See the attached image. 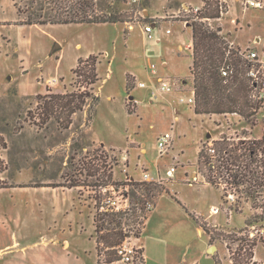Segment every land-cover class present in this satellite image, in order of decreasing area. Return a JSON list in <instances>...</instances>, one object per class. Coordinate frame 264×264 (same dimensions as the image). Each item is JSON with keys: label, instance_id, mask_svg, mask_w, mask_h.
<instances>
[{"label": "rangeland", "instance_id": "rangeland-1", "mask_svg": "<svg viewBox=\"0 0 264 264\" xmlns=\"http://www.w3.org/2000/svg\"><path fill=\"white\" fill-rule=\"evenodd\" d=\"M57 1L0 0V20L15 19L16 22L42 11L49 14L59 10L60 3L75 2ZM226 1L228 12L224 20L212 24L223 27L226 39L235 41L233 47L242 52L255 50L258 60L264 61V9L244 10L241 2ZM183 3L185 6L182 7ZM199 3V0H172V3L139 0L138 5H134L131 0H98L96 9L118 11L131 22L22 27L16 26L15 22L0 24V241H8L10 231H15L18 240L30 246L35 244L28 252L31 261L36 248L46 247L53 240H58L61 246L66 240L71 245L70 250L87 253V264H96L95 240L109 229L103 223L101 232H95V220L98 226L101 224L95 216L99 198L110 195L103 188L127 186L129 195L131 187L125 185V181L135 170L136 177L146 171L150 177L159 175L169 181L171 178L166 175V170L175 166L169 192H164L158 199L147 223L143 239L150 260L143 261V264H155L156 260L159 264L165 261L170 264H214L209 255L207 235L198 230L179 203H185L194 214L203 213L210 203L217 202L218 193L209 187L199 193L183 183L185 168L180 163L191 166L185 169L189 173L198 171L200 166L195 164L197 148H205L208 143L214 145L213 137H220V132L228 134L224 135L233 139L229 142L235 146L253 140L254 135L263 130L264 103L253 118L256 122L253 127L232 116H195L191 105L179 102L180 96L188 99L191 90V56L187 48L190 30L183 28L180 20H190L192 10L201 9V6L196 7ZM173 7L178 12L168 13L167 8ZM135 9H147L151 19L144 21L143 12L136 21L131 16ZM159 17L162 18L157 19ZM151 22L157 24L152 32L153 38H147L143 35L142 25ZM166 29H170V35L166 34ZM179 45L183 49L180 50ZM88 56L96 59L98 81L92 86V93L100 97L92 113L93 120L87 125L91 112L86 106L72 115L67 129L54 118L40 121L37 118L40 113L36 109L37 95L47 96V87L52 93L76 91L78 83L73 70L78 58ZM163 61L167 63L166 67H163ZM144 63L154 64L160 75L176 81L175 92L182 94H172L166 97V101L161 98L163 94L154 97L150 94L149 97L146 89L136 88L133 92L137 87L136 79L137 82L148 81ZM86 92L89 91L86 89ZM150 98L157 100L149 103ZM175 110L179 112L176 115L178 121L174 119ZM245 125L249 127L246 132L241 129ZM225 129L228 131L224 132ZM166 132H172L173 143L160 157L157 141ZM243 137L249 139L244 141ZM93 138L121 149L125 154L100 148L99 145L104 144ZM141 149L145 153H141ZM181 151L183 155H180ZM124 155L129 160H124ZM105 183L108 185L103 187ZM72 184L78 187L69 188ZM162 187L165 189L164 185ZM226 189L233 196L222 203L223 208L228 213L231 204L238 211L241 208L237 213L231 211L236 213L232 225L240 228L231 233L243 231L246 220L258 213L251 208L250 202L245 201V194L239 189L238 193L228 186ZM260 194L264 196V191ZM156 199L152 200L154 204ZM140 205L139 201L131 203L132 213L121 218V226L131 231L135 229ZM261 224L264 229V221ZM245 236L236 238L246 249L242 253L239 247V257H233L234 263L263 264L264 239L254 240L255 247L259 245L257 262H254L250 259V242ZM214 243L224 245L222 240ZM217 253L223 264H230L225 247L218 246Z\"/></svg>", "mask_w": 264, "mask_h": 264}, {"label": "trees", "instance_id": "trees-1", "mask_svg": "<svg viewBox=\"0 0 264 264\" xmlns=\"http://www.w3.org/2000/svg\"><path fill=\"white\" fill-rule=\"evenodd\" d=\"M97 1L98 0H75V2L68 1L61 4L58 0L57 2L61 5L59 10L51 11L49 14H44L42 11V13L34 14L35 17L33 14L30 16L28 15L26 19L18 20L15 25H98L124 24L131 22L130 19L128 20L126 16L118 11H113L111 9L105 12L96 9L95 7L97 5L95 3ZM201 1L203 6L197 14L193 15L190 20L183 18L180 20L181 22H187L192 32V64L189 68V73L192 79L194 92L193 111L196 115H237L244 122L255 127L256 122L253 118L264 103V98L257 99L253 97L256 87L247 76L248 69L252 65V62L244 59L242 55H240L241 51L239 48L233 46L230 48L228 46L229 41L226 39L227 36L222 34V28L220 26L214 27L212 24L214 21L220 20L227 14V6H225L221 0ZM17 12L20 15L18 9ZM144 21H147V18H145ZM222 69L228 71L227 77L222 76ZM73 73L77 78L75 82L78 83L76 91L65 94L52 93L47 87V96H41V94L37 95L36 109L40 111V113H37V118H39L40 121L46 122L54 118L61 127L67 129L71 124L72 115L82 111L86 106H88V111L91 112V115H88L87 125L93 120L92 113L100 101V97L92 93V86L98 81L95 57L88 56L85 59L79 58ZM80 80L81 82H79ZM86 89L89 92H86ZM239 145L240 146H235L225 138H223L222 141L214 142V146L219 153L226 152L227 154L226 162L228 163H224L227 170H229L228 165L233 164V162L239 160L241 157V155H236L237 149L240 148L245 150L246 155H244L246 159H249V165L242 171L232 172L230 177L234 187L238 188L242 186V189L239 191L246 195L245 201L248 202V197H253L252 194L256 192L257 189L260 187L264 189V128L261 139L249 140L247 143L241 142ZM197 163L201 168L208 163L203 149L198 152ZM208 180L211 181L210 178H208ZM213 183L214 182H212V184ZM107 185L108 184L105 183L103 187ZM125 185L131 187L129 193L130 204L133 201L141 202V205L138 206V210L141 212L145 210L144 204L147 200L152 201L153 198H157V196L165 192L162 186L135 181L132 178L126 179ZM75 187L78 186L76 184L69 186V188ZM115 188H118V186ZM223 197L224 195L221 196V199L223 203H226ZM100 200L99 198L98 204H100ZM251 203L253 208L259 207L254 198ZM98 204L96 202V207ZM262 207H264V205H262ZM183 209L193 222L209 236L211 244L217 240L224 239L235 241L234 235L218 232L214 227L210 226L202 216L189 213L185 207H183ZM229 209L236 213L238 211L233 204L229 206ZM98 210L99 208H96L95 216L99 218L101 224L98 226L97 220H95V232H101L100 228L103 226V223H106L109 229H106L105 232L99 235L95 240L96 255L98 256L96 264H100L99 257L102 253L105 263L110 264L117 259L114 248L123 241L125 236L121 227L122 223H120L121 218L125 215L123 212L100 213L97 212ZM136 214L137 213L134 212V215ZM143 219L144 221L147 219V214ZM262 221H264V214H256L247 219L245 225L248 226ZM255 245L254 240H252L249 245L251 260L254 256L253 249Z\"/></svg>", "mask_w": 264, "mask_h": 264}, {"label": "built area", "instance_id": "built-area-1", "mask_svg": "<svg viewBox=\"0 0 264 264\" xmlns=\"http://www.w3.org/2000/svg\"><path fill=\"white\" fill-rule=\"evenodd\" d=\"M238 2H241L242 8L244 10L248 8H253V9H264V4L263 0H237ZM131 3L134 5H138L139 0H131ZM203 5V3H202ZM199 8H194L192 10L193 15L197 14L199 12ZM144 11H140L138 9H135L132 13V17L137 21L138 17L143 16ZM146 17L143 18V20ZM148 20V19H147ZM157 24V23H156ZM155 23H145L142 25V32L145 37L153 38L152 37V32L154 27L156 26ZM184 25L187 24V22H183ZM166 34H170L171 31L170 29H166ZM234 44L232 42H229V47L231 48ZM240 55L242 57L250 62H252V65L249 67L247 76L250 78L251 82L254 83L255 85V92L253 97L257 99L263 98V93H264V63L259 61L257 58V54L251 51H241ZM221 74L223 77L228 76V71L225 69L221 70ZM139 87L144 88L145 84L140 83L138 84ZM176 81H172L168 78H156V83L151 91L152 96L154 97L156 94L161 95V94H169L175 91L176 88ZM186 103L190 105H194V97L187 99ZM264 128V127H263ZM242 131L246 132L247 130L242 129ZM220 137H217V140L214 141H222L223 138H225L227 141L233 140L228 138V134L224 135L223 132H220ZM219 136V135H218ZM263 136V130L261 132V137ZM250 137V135H249ZM249 137H247L249 139ZM247 138L243 137V140H248ZM255 139V138H253ZM261 138L255 139L259 140ZM158 148L160 152V157H162L164 154L167 153V151L170 149L172 143H173V134L172 132H166L162 134L158 138ZM203 149L205 152V155L207 157V164H205L202 168L198 167L199 170L194 172L191 176L187 178V183L189 185H196L200 183H206L208 185H211L212 187L216 188L219 192L220 195H224V199L226 202L231 200L232 196L230 193H227L226 186L228 188L234 190L237 192V190H241L242 186L236 188L232 185V180L230 177V174L235 171H242L245 169L250 161L249 159L245 157L246 153L244 149H237L236 155H241L239 160L233 162V164L228 165L229 170L225 168L226 158L227 154L226 152L219 153L217 151L216 147L208 143L205 148H200L199 151ZM245 154V155H244ZM198 164V163H197ZM255 164V163H254ZM199 166V165H198ZM227 166V165H226ZM176 167L171 166L169 169L166 170V175L169 178H172L173 173L175 172ZM214 182L212 184L211 181ZM140 182H146V183H152L158 186H162L164 184V180L158 175L157 178H151L149 174L146 171H143L142 173V180ZM241 188V189H240ZM104 191H109L110 195L106 198L103 199L101 197L100 200V206H99V211L100 213H106V212H113V213H119L123 212L125 216L129 215V213H132L131 204L129 200V195L127 193V186L123 187L120 186L118 188L115 187H106L103 188ZM264 191L263 187H260L257 189L256 192L252 194L253 197H248V202H252L253 198L257 201V204L259 207L254 208L255 211H257L258 214H264V196H261V192ZM238 193V192H237ZM246 198V195H245ZM232 205V204H231ZM230 205V206H231ZM252 206V203H251ZM145 210L143 212L138 211V222L135 224V229L134 230H127L125 227H122V231L125 234L123 241L114 248L117 259L110 264H143V257H142V250L140 245L138 244V240L140 237V231H142L144 227V216L150 213V211L153 210L154 208V203L150 200H147L144 204ZM253 209V207H251ZM132 209V208H131ZM229 209V208H228ZM230 210V209H229ZM233 211V210H230ZM229 211V212H230ZM212 215L218 214L219 209L218 208H213L211 210ZM234 235V239L237 237H241V235H246L248 242H251L252 240H255L256 238L258 239H263L264 236V229L263 225L261 222L259 223H253L251 225L246 226V228L243 231H236L231 233ZM229 235V234H228ZM261 236V237H260ZM260 237V238H259ZM224 243V247L227 249L228 252V260L230 264H235L233 261V257L237 255L239 257V254H237V250L239 247H241L242 253L245 252V247H242L240 244V241H229L228 239L222 240ZM237 242V243H236ZM236 243V244H235ZM240 245V246H239ZM100 264H106L104 260L103 253L99 257Z\"/></svg>", "mask_w": 264, "mask_h": 264}, {"label": "crops", "instance_id": "crops-1", "mask_svg": "<svg viewBox=\"0 0 264 264\" xmlns=\"http://www.w3.org/2000/svg\"><path fill=\"white\" fill-rule=\"evenodd\" d=\"M168 1H171V3H172V0H165V2H168ZM221 1H223V3L224 2L227 3L226 0H221ZM199 2H200L199 5H196V7L197 6H199V7L201 6L202 7V1L199 0ZM11 4H12V1H11ZM263 4H264V0H263ZM181 6L183 7V6H185V4L183 3V4H181ZM167 11H168V13H171V14L178 12L176 9H174V7L173 8H169V9L167 8ZM144 15L146 16V18L148 20L151 19L149 17L148 13H147V9H144ZM16 17H17V15L15 16V18ZM161 18L162 17H159L157 19H161ZM224 18H225V15L220 20H218V21H223ZM14 20L15 19H11L10 21L0 20V24H5L6 25V24H8L7 22H9V24L10 23L13 24V22H15ZM16 22H17V20H16ZM181 24L183 25V28H186V29H189L190 30V42L188 43L187 48H188V50L190 52V56H191V48H192V32H191V27L188 26L187 24L186 25H184L183 23H181ZM98 25H107V24H98ZM16 26L22 27V26H27V25H21V26L20 25H16ZM32 26H35V25H32ZM41 26H44V25H41ZM127 31L129 32L130 29H127ZM223 32H224V29L222 30V34H223ZM170 34H167V35H170ZM232 43L235 45V41H232ZM179 49L180 50L183 49V46L182 45H179ZM251 52H254V53L257 54V52L255 50H251ZM257 58H258V54H257ZM261 62L264 63L263 60H261ZM191 64H192V58H191ZM166 66H167V63L165 61H163V67H166ZM144 70H145L146 77H147L148 81L147 82H144V81L137 82V79H136V83H137L136 86L137 87H134L133 88V92L136 90V88L139 89V90L146 89L147 90V93H148V96L151 97L150 94H151V91H152V89H153V87H154V85L156 83V78H158V77L165 78V77H163L162 75H160L156 71V66L154 64L144 63ZM133 75H134V73L132 74V76ZM190 79H191V76H190ZM140 83L145 84V87L144 88L139 87L138 84H140ZM172 94H182V92H175L174 91V92L169 93V94H163L164 96L163 97L160 96V97L162 99H165L166 100V97H168V96H170ZM130 96L131 95H129V97ZM193 97H194V92H193L192 79H191V90H190V96H189V98H193ZM161 98H159V99H161ZM263 98H264V93H263ZM156 100L157 99L150 98L149 103H152L153 101H156ZM134 101L138 102L137 100H134ZM186 101H187V99L185 100L183 97H181V96L179 97V102H181V103H184L185 102L186 103ZM186 104H188V103H186ZM191 107H192V110H193V106L192 105H191ZM178 113H179L178 110H175V118H174L175 121H178V116H176V115H178ZM194 115L195 116H200V117L201 116L202 117L203 116H208V115H196L195 113H194ZM228 116L236 117L238 119V121L241 120L240 123L243 121L239 116L233 115V114H231V115H229V114L228 115H222V116H219V115H211V117H224V118L225 117H228ZM91 126H92V124H91ZM221 126H222V124H221ZM241 129H244V130H247L248 131L249 130V127H248V125L247 126L245 125V126H241ZM226 130L227 129H225L224 132ZM90 132H91V127H90ZM217 137H218V135L215 136V137H213V139L215 140V138H217ZM252 137H253V135H252ZM254 138L255 139L261 138V133L258 134V135H254ZM93 140L98 141L100 139L93 138ZM100 142H102V140H100ZM102 143L104 144V146L99 145L100 148H105V149H108V148L110 149L111 148V149H115V150L122 151L121 149H117L115 147H112L110 145H107L104 142H102ZM198 143H199V141H198ZM198 152H199V148H197V160L195 162L196 165H197V162H198ZM122 153L125 154L123 151H122ZM141 153H145V150L144 149H141ZM180 155H183L182 151H181ZM123 159L124 160H127V159L129 160V157L128 156H125V158L123 157ZM180 164H182L181 165L182 168H185V169H187V168L190 169V167H191V166H188L187 167V165L185 166L183 163H180ZM185 169H184V173H183V178H184L182 180L183 183L187 184L189 187H191L193 189H197V191L199 193H200V190L201 189H204L205 187L206 188L209 187L211 189H214L218 193V198H217L218 200H217V202L210 203L206 212H203V213L202 212L201 213L200 212L199 213L196 212L195 214L202 216L204 218V220L210 226L214 227L218 232H222L224 234L225 233L228 234V233H231L232 231H235L237 229H240V228H237L234 225H232V218L234 217V215H236V213H232L231 211L228 213L223 208V206H222L223 205L222 204L223 201L221 199L220 192L216 188H214L211 185H208L206 183H200V184H196V185H189L186 180L188 178V175L191 176L194 172L191 170L190 173H189L188 171H185ZM134 172H136V170ZM134 172L129 177L130 178H133V179H135L137 181L142 180V176L141 177H136L134 175L135 174ZM158 172H160V171H158ZM175 173H176V170L173 173V176L175 175ZM173 176H172V178L169 181H165L164 182L163 185L165 186V192H169L168 185L171 184L174 181L173 180ZM151 178L154 179L155 177H151ZM162 194H164V192ZM161 195H159L157 197V199L155 200L154 208L148 214L147 219L145 220V223H144V227H143V229H142V231L140 233V237H139V240H138V244L140 245L141 250H142L143 261L150 260V252H148L147 246H146V242L144 241L143 238L145 237V230H146V227H147V223H148L149 219L151 218V216L153 215V213H154V211H155V209L157 207L158 199L161 197ZM175 198H176V195H175ZM177 200H179V199H177ZM182 203L183 202H181L180 204L183 207H185L189 213H192L191 211H189L190 209L188 207H186V204L185 203L182 204ZM213 208H218L219 209V213L218 214H215V215H212L211 210ZM80 213H82V212H80ZM185 213H186V211H185ZM198 230L200 232L204 233V231L201 228H199V227H198ZM10 232H11V233H9L10 239L8 241H0V264H87V260H86L87 253L86 252H82L80 250H70V249H72L71 248V245L66 240H64V243H62L61 246H59V241L58 240H53L52 242H49V244L47 243L46 247L36 248L35 251H34L35 253H33V255H32L31 261H29V253H28L29 252V248L31 246H34L35 244L30 246L29 244L24 243L22 240H18L17 233L15 231H10ZM152 238H154V237H152ZM207 238H208V242H209V247L211 248V246H214L215 247V250H216L215 253H213V254L212 253H209L210 257L214 260V264H223V262H222L223 259L221 261V259L218 256L217 248H218V246H223V248H224V245L222 243H221L222 245L221 244L220 245H217L216 243H212L211 244L210 241H209V236L208 235H207ZM263 239H264V237H263ZM156 240H157V238H156ZM258 246L259 245H257L255 247L254 251H253V253H254L253 261L254 262H257V261H255V259H256V250H257ZM262 246L264 247V245H262ZM38 249H42V251L41 252H36ZM95 262H96V259H95ZM155 264H159V261L156 260ZM162 264H170V262L169 261H165ZM173 264H177V263H173ZM189 264H194V263H189ZM263 264H264V262H263Z\"/></svg>", "mask_w": 264, "mask_h": 264}, {"label": "water", "instance_id": "water-1", "mask_svg": "<svg viewBox=\"0 0 264 264\" xmlns=\"http://www.w3.org/2000/svg\"><path fill=\"white\" fill-rule=\"evenodd\" d=\"M215 251V247L214 246H211V248L209 249V253H212Z\"/></svg>", "mask_w": 264, "mask_h": 264}]
</instances>
